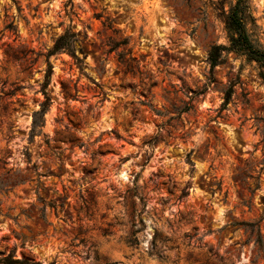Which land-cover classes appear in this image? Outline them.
I'll list each match as a JSON object with an SVG mask.
<instances>
[{
	"label": "rangeland",
	"instance_id": "rangeland-1",
	"mask_svg": "<svg viewBox=\"0 0 264 264\" xmlns=\"http://www.w3.org/2000/svg\"><path fill=\"white\" fill-rule=\"evenodd\" d=\"M235 3L0 0V258L264 264V83L233 53L207 62ZM249 5L262 48L264 0ZM67 30L81 65L49 57L30 141Z\"/></svg>",
	"mask_w": 264,
	"mask_h": 264
},
{
	"label": "trees",
	"instance_id": "trees-1",
	"mask_svg": "<svg viewBox=\"0 0 264 264\" xmlns=\"http://www.w3.org/2000/svg\"><path fill=\"white\" fill-rule=\"evenodd\" d=\"M253 20L254 19L251 15L249 0H236L235 5L231 8L225 19L228 45H214L210 48L207 54V62L210 65V72H213L217 66L221 65L229 53H233L236 56V59H242L248 64H254L256 70L258 71V76L264 83V47L261 48L252 41L247 28L248 24L252 23ZM5 29L8 31H15V27L12 23H9ZM75 42L76 34L69 33L67 30L54 41L52 49L49 50L46 55H44L46 61V71L44 74L43 83L41 84V92L44 96V101L40 104L39 110L32 113L30 141L41 134V130L45 124V115L50 107L51 100L47 94V88L51 81L52 66L50 65L48 59L52 55L67 52L72 56L77 65H81L80 59L75 55L74 52L73 45ZM232 94L233 85L230 84L227 90L224 92L222 109H225L230 103ZM37 197L38 202L43 206L41 209L43 216L45 215L47 207L50 209H55V204L52 202H45L44 199H42L39 195H37ZM249 226L251 227V231H255V234L257 235V246L259 249H262L263 242L259 228L255 227V229H253L254 225ZM0 264H29V262L26 259L16 258L14 252L11 251L7 256L0 258Z\"/></svg>",
	"mask_w": 264,
	"mask_h": 264
}]
</instances>
